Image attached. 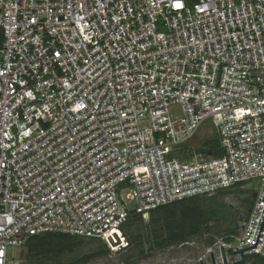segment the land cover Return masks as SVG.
<instances>
[{"label": "built area", "instance_id": "2783aa9c", "mask_svg": "<svg viewBox=\"0 0 264 264\" xmlns=\"http://www.w3.org/2000/svg\"><path fill=\"white\" fill-rule=\"evenodd\" d=\"M206 121L219 156L190 144ZM251 181L220 244L264 264V0H0V264Z\"/></svg>", "mask_w": 264, "mask_h": 264}, {"label": "trees", "instance_id": "16d2710c", "mask_svg": "<svg viewBox=\"0 0 264 264\" xmlns=\"http://www.w3.org/2000/svg\"><path fill=\"white\" fill-rule=\"evenodd\" d=\"M196 151L211 156H219L222 152L218 139L214 135L199 141ZM240 185L211 196L186 198L154 209L149 213L150 223L147 225L140 223L143 220L141 215H133L121 226V230L124 233L132 223L136 221L140 223L139 228L144 230L130 234L127 242L132 245L134 251L138 252L183 245L205 234L207 235L202 244L207 247L215 242V234L223 233L221 239L231 242L233 236L238 233V220L245 219L252 205L253 191H250L251 199L242 200L246 212L237 220L233 216V207L224 203L221 198L232 190L243 193V190H238ZM90 241H98L101 245L91 251L89 257L104 255L107 250H110L98 239L92 238ZM81 242L83 241L79 237L65 233H44L31 236L23 246L26 249L25 264H43L42 258L73 252ZM147 244L148 249H145L144 246Z\"/></svg>", "mask_w": 264, "mask_h": 264}, {"label": "rangeland", "instance_id": "374dc122", "mask_svg": "<svg viewBox=\"0 0 264 264\" xmlns=\"http://www.w3.org/2000/svg\"><path fill=\"white\" fill-rule=\"evenodd\" d=\"M169 110H170V113L172 114L180 113V107L178 105L170 106ZM211 134L212 133L209 131V127H208V122L206 121L198 129L197 133L195 134L190 144L196 145L202 139L211 138L212 137ZM247 184L248 186L243 185L238 188V190H243L244 191L243 193H237L235 192V190H232L230 193L226 194L223 198H221V200L224 203L231 205L233 207V216L235 220H237L239 217L244 216L246 210L243 206L244 203L242 202V200L245 198L251 199L252 194L250 191L255 190V181L248 182ZM140 223L142 225L149 224L150 223L149 215L148 217L143 219L142 222ZM140 223L136 221L132 223V225L129 228H127L124 233L122 232L125 237L126 243L125 242L122 243L121 246H124V247H122L121 249H119L120 247L118 248L116 247L115 250H111V251L107 250V252L104 254V258L102 259V261H100V263L99 262L97 263L107 264V260L120 257L122 252H126L129 249L128 247L131 245V244H127L129 235L132 233H137V232H141L142 230H144L143 228H139ZM241 223H242V220H238L239 227ZM206 235L207 234L199 238H194L190 240L189 242H187L186 244L184 243L183 245L179 244V245H175L174 247L169 246L164 249L152 250V251H160V252L167 253L168 255L173 252L177 258V264H190L191 257L195 255H201L206 250L205 246L202 244V241L205 239ZM221 236H223V233L215 234L214 235L215 241H219L221 239ZM79 238L82 239L83 242H81V244L78 245L73 252L63 253L57 256H61L60 259L70 258L71 256H76L77 254L90 253L91 251L95 250L99 245H101V243H99L98 241H90L92 238H84V237H79ZM144 247H148V244L145 245ZM131 251H134V250L132 249ZM9 253L10 254L13 253L16 257L18 256V260L20 264L26 263L27 259L25 257L26 255L25 247H22L20 249L19 248H9ZM57 256L42 258L41 261L43 262V264H51L50 260H55Z\"/></svg>", "mask_w": 264, "mask_h": 264}, {"label": "flooded vegetation", "instance_id": "af4514ba", "mask_svg": "<svg viewBox=\"0 0 264 264\" xmlns=\"http://www.w3.org/2000/svg\"><path fill=\"white\" fill-rule=\"evenodd\" d=\"M220 243H223L222 239L215 241L208 247L205 246L206 250L204 253L190 258V264H200V262L202 264H233L234 261L240 258V256L239 258H236L237 254L226 249ZM119 247V249H121L124 246ZM221 247L224 249V256H222ZM128 248L129 249L126 252L121 253L120 257L107 260V264H177V258L173 252L168 255L164 252L152 250H145L143 252L131 251L133 249L132 245H130ZM145 249H148V247H145ZM88 255L89 253H81L65 259H60L61 256H57L55 260L50 261L51 264H98L97 262L100 263V261H102L104 258V255H95L90 257ZM242 264H251L248 262L245 255Z\"/></svg>", "mask_w": 264, "mask_h": 264}, {"label": "water", "instance_id": "95a60500", "mask_svg": "<svg viewBox=\"0 0 264 264\" xmlns=\"http://www.w3.org/2000/svg\"><path fill=\"white\" fill-rule=\"evenodd\" d=\"M263 200H264V195H263ZM243 252H244L243 249H237V250L234 251L235 254H239L240 258L238 260L234 261L233 264H242L243 263V260H244ZM221 253H222V256H224L223 247H221ZM212 260H213V256H212ZM200 264H202V263L200 262Z\"/></svg>", "mask_w": 264, "mask_h": 264}, {"label": "snow or ice", "instance_id": "6c2138e0", "mask_svg": "<svg viewBox=\"0 0 264 264\" xmlns=\"http://www.w3.org/2000/svg\"><path fill=\"white\" fill-rule=\"evenodd\" d=\"M175 7L180 8V7H182V5H181L179 2H177V3L175 4Z\"/></svg>", "mask_w": 264, "mask_h": 264}]
</instances>
